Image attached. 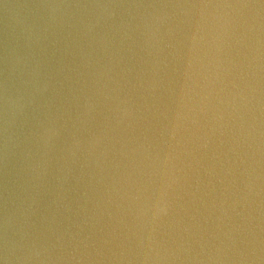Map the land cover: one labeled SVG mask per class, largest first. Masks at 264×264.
Here are the masks:
<instances>
[{"label": "clouds", "instance_id": "obj_1", "mask_svg": "<svg viewBox=\"0 0 264 264\" xmlns=\"http://www.w3.org/2000/svg\"><path fill=\"white\" fill-rule=\"evenodd\" d=\"M0 264H264V0H0Z\"/></svg>", "mask_w": 264, "mask_h": 264}]
</instances>
